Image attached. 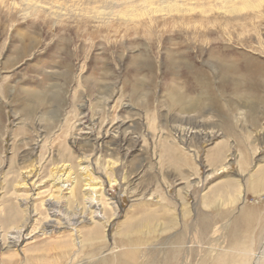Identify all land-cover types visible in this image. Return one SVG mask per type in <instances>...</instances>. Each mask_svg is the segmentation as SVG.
<instances>
[{
	"label": "rangeland",
	"instance_id": "374dc122",
	"mask_svg": "<svg viewBox=\"0 0 264 264\" xmlns=\"http://www.w3.org/2000/svg\"><path fill=\"white\" fill-rule=\"evenodd\" d=\"M172 249L264 264V0H0V264Z\"/></svg>",
	"mask_w": 264,
	"mask_h": 264
},
{
	"label": "bare ground",
	"instance_id": "6f19581e",
	"mask_svg": "<svg viewBox=\"0 0 264 264\" xmlns=\"http://www.w3.org/2000/svg\"><path fill=\"white\" fill-rule=\"evenodd\" d=\"M127 3V2H126ZM151 6V5H150ZM146 12V11H145ZM33 172V171H32ZM31 171H29V173H32ZM80 173L82 175V180H83V198H84V201L86 203H88V206H90L91 203H93V200H94V197L96 195V187H97V184L92 180L91 176H90V172L88 171V168L87 166H83L81 169H80ZM73 175V172L71 170V168H69L68 170V166H66L65 168H59L57 169L55 172H52V185L54 186L55 188V192L57 193V196H53L52 199H50L51 201L49 202V204L47 203L48 206H52L51 209L49 208V210L51 211L50 212V216H53L57 219H60L59 217H63V219H65V222H69L71 221V219H74L76 220L78 217L81 218L83 215H80V216H73L71 218H67L66 216H63L62 213H60V209H58L56 207L57 204H54V203H57V201H59L57 198H63L64 199V191L65 190H69V193L71 195H74L75 191H76V187H77V182H75L74 180V177L72 176ZM27 177V176H26ZM25 183H23L22 185L19 184L18 187H25ZM100 186V185H99ZM75 197V196H74ZM25 200V202L23 201ZM54 200V201H53ZM64 201V200H63ZM20 205H21V209L24 213V216L26 217V214L28 215V204L26 202V198L25 199H19V202H18ZM57 208V209H56ZM29 217V216H28ZM26 219V218H25ZM23 219V221H21L18 226L16 227L17 228V237H19L23 231V228L26 226V220ZM25 220V222H24ZM14 226V225H13ZM49 227H53L52 225H48ZM15 228V227H14ZM152 228V227H151ZM150 230V229H149ZM9 231H12V230H9ZM153 230H151V232H153ZM14 232V231H13ZM143 233V232H142ZM14 235V234H13ZM182 236V235H181ZM184 238V236H182ZM182 239V238H181ZM140 241V240H139ZM85 242V241H84ZM137 242V241H136ZM71 244V243H70ZM88 244V243H87ZM138 244V243H137ZM74 245V244H73ZM180 245V244H179ZM70 246V245H69ZM138 246V245H137ZM92 247H96V246H92ZM83 248V247H82ZM179 248H181V246H179ZM95 248H92V250H87L89 253L92 252ZM68 249H65V252H67ZM80 251V250H79ZM78 251V253H79ZM132 251V250H131ZM61 253H64L62 251V249L60 250ZM59 252V253H60ZM128 252V251H127ZM138 252V250H137ZM178 251H173V249L169 252V257L168 258H173V260L171 261L170 259V264H175L177 261L175 259V257L177 256V253ZM94 253V252H92ZM146 253V252H145ZM144 253V254H145ZM167 254V252H166ZM61 255V254H60ZM140 255V254H139ZM92 256V255H91ZM63 257V256H62ZM136 255L135 253L133 252H128L125 254V257L122 261H120L119 263H116V261H118L117 259V256H115L114 258H111V261H113V263H116V264H134V259H135ZM137 258V257H136ZM167 258V259H168ZM15 259V258H13ZM11 259V260H13ZM166 259V258H165ZM17 260V259H16ZM140 260V259H138ZM164 260V259H163ZM6 262H8L7 260H5ZM15 261V260H14ZM12 262V264H16L15 262ZM103 261V260H102ZM124 261V262H123ZM145 261V260H144ZM165 261H168V260H165ZM164 261V262H165ZM162 262V264L164 263ZM141 263V262H140ZM145 263V262H144ZM30 264H34L32 262H30ZM102 264V262H101ZM139 264V263H138ZM147 264V263H146Z\"/></svg>",
	"mask_w": 264,
	"mask_h": 264
}]
</instances>
